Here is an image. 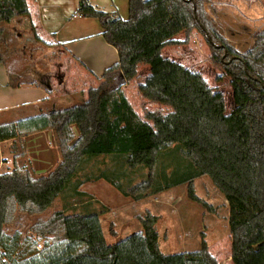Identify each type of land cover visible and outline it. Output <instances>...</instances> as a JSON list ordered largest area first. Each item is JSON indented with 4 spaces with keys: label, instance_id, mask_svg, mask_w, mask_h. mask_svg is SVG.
<instances>
[{
    "label": "trees",
    "instance_id": "1",
    "mask_svg": "<svg viewBox=\"0 0 264 264\" xmlns=\"http://www.w3.org/2000/svg\"><path fill=\"white\" fill-rule=\"evenodd\" d=\"M127 1L125 19L118 10L78 0L76 13L98 19L102 35L119 54L118 63L104 72L87 98L0 124V141L51 130L61 155L47 175L17 166L0 173V264H219L205 241L196 251L165 254L157 216L151 214L141 220L142 231L109 244L100 219L108 208H94L95 198L83 189L104 180L139 201L187 185L189 197L202 202L193 184L204 176L228 204L229 260L264 264V29L255 33L251 48L240 51L208 17L205 4L211 0ZM18 18L34 40L45 42L28 0H0V61L5 64L12 34L8 26ZM196 26L211 36V58L230 78L229 113L223 93L200 72L162 54L174 36ZM142 63L149 74L139 92L168 106L165 114L148 111L141 117L123 85L114 86L120 71L125 84L136 78ZM18 77L10 75L12 86ZM37 83L49 89L48 83ZM58 199L62 209L49 214ZM32 217L29 244L22 229ZM11 226L18 229L11 231Z\"/></svg>",
    "mask_w": 264,
    "mask_h": 264
},
{
    "label": "rangeland",
    "instance_id": "2",
    "mask_svg": "<svg viewBox=\"0 0 264 264\" xmlns=\"http://www.w3.org/2000/svg\"><path fill=\"white\" fill-rule=\"evenodd\" d=\"M91 1L99 9L118 10L123 18H128L127 0ZM205 9L219 33L240 51L251 48L255 33L264 29V0H211L205 4ZM8 28H11L12 34L6 60L13 61V68L24 73L23 81L49 82L53 86L52 103L58 108L82 102V99L87 98L90 88L98 87L102 83V78L93 79L89 73L82 69L83 72L78 71L74 65L60 67L61 56L64 54L60 52V47L52 40H44V43L34 40L31 31L21 25L20 18L9 24ZM208 40L209 37L202 32L201 27L196 26L174 36V42L165 46L162 54L200 72L211 87L223 93L226 111L229 113L233 108L231 81L221 66L212 60V49ZM64 70L67 73L66 79L60 84L62 76L59 75V71ZM148 74L149 66L142 63L138 66L136 78L122 86L127 98L143 118L148 111L165 114L170 110L168 106L144 98L139 92V83H143ZM115 82L114 84L117 83ZM149 122L152 123L151 120ZM43 132L36 133L38 135L43 133L42 138L37 140H29L35 134L19 138L20 148L18 146L16 151L18 152L16 157H22L16 166L30 170L35 176L47 175L61 160L53 132L51 130ZM11 170L10 166L4 164L0 166V173ZM136 177L138 179V175ZM193 187L202 202L189 197L187 185L153 193L139 201L124 196L104 180L86 183L83 189L95 198L94 208L101 210L103 205L108 208L100 215V219L109 244L119 242L134 232L142 231L141 220L146 214H151L157 216L159 246L165 254L196 251L202 241H205L209 252L215 256L219 264H232L229 260L232 242L227 201L208 176L197 178ZM62 206L63 201L58 199L48 213L62 209ZM25 220L26 227L22 230L23 234L28 236L27 243L30 244L32 243L30 237L34 235L30 226L34 218ZM11 227V231L18 229V226Z\"/></svg>",
    "mask_w": 264,
    "mask_h": 264
},
{
    "label": "crops",
    "instance_id": "3",
    "mask_svg": "<svg viewBox=\"0 0 264 264\" xmlns=\"http://www.w3.org/2000/svg\"><path fill=\"white\" fill-rule=\"evenodd\" d=\"M28 6L37 34L43 40L54 41L64 53L60 67L74 65L78 71L84 70L99 80L108 68L118 63V50L102 35L100 21L76 13L78 0H28ZM13 63L0 61V124L40 114L54 105L51 100L53 86L48 82V89L37 80H33L36 83L23 81L24 73L16 71ZM59 72L62 84L67 73L65 70ZM12 74L19 76L14 86L10 84ZM42 135H32L29 140H37ZM18 142L15 138L0 141V166L4 164L13 169L19 165L22 157H16L17 147L20 148Z\"/></svg>",
    "mask_w": 264,
    "mask_h": 264
},
{
    "label": "water",
    "instance_id": "4",
    "mask_svg": "<svg viewBox=\"0 0 264 264\" xmlns=\"http://www.w3.org/2000/svg\"><path fill=\"white\" fill-rule=\"evenodd\" d=\"M209 40H210V37H209ZM115 77H116L115 81L117 83L115 82L116 84H114V86H118L119 87V86H122V85H124L126 83V80L123 77V74H122L121 71Z\"/></svg>",
    "mask_w": 264,
    "mask_h": 264
},
{
    "label": "built area",
    "instance_id": "5",
    "mask_svg": "<svg viewBox=\"0 0 264 264\" xmlns=\"http://www.w3.org/2000/svg\"><path fill=\"white\" fill-rule=\"evenodd\" d=\"M41 247H42V242H39L38 245H37V249H41Z\"/></svg>",
    "mask_w": 264,
    "mask_h": 264
}]
</instances>
